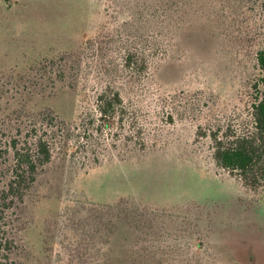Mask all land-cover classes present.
Masks as SVG:
<instances>
[{"label":"rangeland","instance_id":"rangeland-1","mask_svg":"<svg viewBox=\"0 0 264 264\" xmlns=\"http://www.w3.org/2000/svg\"><path fill=\"white\" fill-rule=\"evenodd\" d=\"M137 4L148 9L144 26ZM263 27L256 0H0V150L9 135L32 144L42 118L51 123L59 114L79 128L82 115L99 117L92 82L101 77L87 76V66L115 65L128 48L139 49L142 35L150 46L159 42L146 79L122 94L146 150L127 148L122 125L110 120L97 165L55 151L25 205L29 257L37 264H264V194L219 169L211 139L198 134L219 131L222 139L247 118ZM89 39L102 51L92 58L96 44L89 46L87 74L73 80L89 83L90 99L80 105L81 97L59 91L50 60Z\"/></svg>","mask_w":264,"mask_h":264},{"label":"trees","instance_id":"trees-1","mask_svg":"<svg viewBox=\"0 0 264 264\" xmlns=\"http://www.w3.org/2000/svg\"><path fill=\"white\" fill-rule=\"evenodd\" d=\"M256 2L264 25V0H256ZM146 10H148L146 5L135 6L134 12L141 18L140 26H144L145 22L149 21L144 14ZM181 11L184 12V8ZM175 13L178 14V10H175ZM178 25L174 24V32L178 30ZM163 30L164 27L162 32ZM92 41L89 39L75 51L59 53L50 60L51 66L58 71L56 79L59 82V91L75 95L76 98L81 97L80 105L90 99L89 83L88 80H83L85 84L73 80L87 74L82 66V58L88 53L89 46L96 44V47L91 49L92 58L98 57L99 52L102 51L100 44L96 40ZM151 42L149 35L146 37L142 35L139 49L128 48L123 60L115 65L109 62L110 67L106 69L101 66H96L95 69L87 66L90 71L87 76L95 72L101 77L92 82L93 88L99 87L93 93L99 117L94 113L82 115L79 118L81 121L79 128L74 127L59 114L55 122L51 123L42 118L40 127L42 133L37 132L36 128L33 129L36 135L32 144L22 136L9 135V144L5 150L1 149L4 153L1 154L0 150V264H37L38 262L36 257L33 259L29 257V245L25 240L27 228L23 215L26 211L27 199L32 195L38 178L46 166L54 159L55 151L62 150L73 159L82 160L81 163L86 168L97 165L101 154L106 151L105 144L99 146L97 142L104 137L103 128H110V120L122 125L120 130L127 148L134 146L141 151L146 150L147 141L140 136L141 129L136 132L140 133L139 136L132 133V124L129 123H133L134 119L130 115L134 113L125 105L122 94L124 89L132 87L136 82L140 83L149 74L151 63L157 59L160 52L159 42L155 37L154 46L149 45ZM258 45L253 55L255 75L249 86L247 118L239 128L227 127L222 139L219 138V131L210 130L208 135L201 130L198 134L203 133L205 137L211 139L212 159L219 169L236 178L244 188L264 194V27ZM167 54L169 55V51ZM50 109L47 112H50ZM124 125L126 128L128 126L129 133L125 131ZM96 134L100 136L97 137ZM110 137L113 138L114 135L110 134ZM110 229L108 233L109 231L113 233V227ZM99 263L94 262V264Z\"/></svg>","mask_w":264,"mask_h":264}]
</instances>
